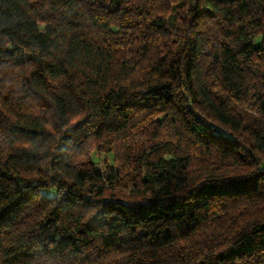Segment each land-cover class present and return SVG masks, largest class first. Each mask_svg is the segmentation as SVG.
I'll return each instance as SVG.
<instances>
[{"label":"trees","instance_id":"trees-1","mask_svg":"<svg viewBox=\"0 0 264 264\" xmlns=\"http://www.w3.org/2000/svg\"><path fill=\"white\" fill-rule=\"evenodd\" d=\"M0 264H264V0H0Z\"/></svg>","mask_w":264,"mask_h":264},{"label":"rangeland","instance_id":"rangeland-1","mask_svg":"<svg viewBox=\"0 0 264 264\" xmlns=\"http://www.w3.org/2000/svg\"><path fill=\"white\" fill-rule=\"evenodd\" d=\"M94 156H95V159H97L99 162H98V164L100 165V166H102V158L104 157V153H98L97 155H96V153L94 154ZM109 156V158H110V161H112L113 160V158H112V156L111 155H108Z\"/></svg>","mask_w":264,"mask_h":264}]
</instances>
